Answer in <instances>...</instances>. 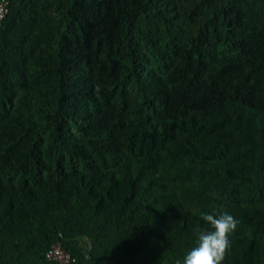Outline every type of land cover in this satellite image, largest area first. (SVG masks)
Here are the masks:
<instances>
[{"label": "trees", "instance_id": "1", "mask_svg": "<svg viewBox=\"0 0 264 264\" xmlns=\"http://www.w3.org/2000/svg\"><path fill=\"white\" fill-rule=\"evenodd\" d=\"M7 1L0 264H264V0Z\"/></svg>", "mask_w": 264, "mask_h": 264}, {"label": "clouds", "instance_id": "2", "mask_svg": "<svg viewBox=\"0 0 264 264\" xmlns=\"http://www.w3.org/2000/svg\"><path fill=\"white\" fill-rule=\"evenodd\" d=\"M204 220L214 230L196 229L199 236L198 246L186 255L184 264H221L230 248L228 237L237 228L239 221L226 211L218 216L205 215Z\"/></svg>", "mask_w": 264, "mask_h": 264}, {"label": "built area", "instance_id": "3", "mask_svg": "<svg viewBox=\"0 0 264 264\" xmlns=\"http://www.w3.org/2000/svg\"><path fill=\"white\" fill-rule=\"evenodd\" d=\"M8 1L1 0L0 1V26L2 25L7 13H8ZM46 259L49 262L55 264H71L74 262V259L71 255L63 248L60 242L52 245L50 250L46 253Z\"/></svg>", "mask_w": 264, "mask_h": 264}, {"label": "rangeland", "instance_id": "4", "mask_svg": "<svg viewBox=\"0 0 264 264\" xmlns=\"http://www.w3.org/2000/svg\"><path fill=\"white\" fill-rule=\"evenodd\" d=\"M42 127H43L42 129L44 130L45 127H44V126H42ZM70 128H71V130H72L75 134H77V131H76V129H75V127H74L73 124L71 125ZM46 132H47V130H46ZM44 133H45V132H44ZM44 138H45V139H48V134H47V133L44 134Z\"/></svg>", "mask_w": 264, "mask_h": 264}]
</instances>
